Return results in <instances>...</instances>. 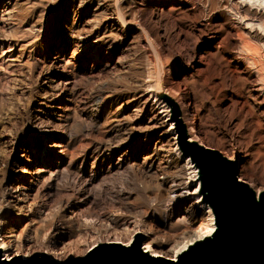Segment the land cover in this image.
Returning <instances> with one entry per match:
<instances>
[{
  "label": "rangeland",
  "instance_id": "obj_1",
  "mask_svg": "<svg viewBox=\"0 0 264 264\" xmlns=\"http://www.w3.org/2000/svg\"><path fill=\"white\" fill-rule=\"evenodd\" d=\"M236 8L264 19V0H0V240L20 249L3 264L113 260L143 228L137 258L169 264L206 216L171 193L196 184L155 95L264 190V30Z\"/></svg>",
  "mask_w": 264,
  "mask_h": 264
},
{
  "label": "water",
  "instance_id": "obj_2",
  "mask_svg": "<svg viewBox=\"0 0 264 264\" xmlns=\"http://www.w3.org/2000/svg\"><path fill=\"white\" fill-rule=\"evenodd\" d=\"M158 96L167 100L178 135L177 147L197 170L201 202L209 207L214 224L210 235L188 245L169 264H264V191L256 194L239 180L237 160L189 141L177 104L167 95ZM142 239L137 234L126 254L109 261L100 250L116 246L99 249L100 245L92 253L98 254L81 264H147L137 258Z\"/></svg>",
  "mask_w": 264,
  "mask_h": 264
},
{
  "label": "bare ground",
  "instance_id": "obj_3",
  "mask_svg": "<svg viewBox=\"0 0 264 264\" xmlns=\"http://www.w3.org/2000/svg\"><path fill=\"white\" fill-rule=\"evenodd\" d=\"M238 9H242L241 6H240V8L238 7ZM236 10H237V8H236ZM244 10H245L244 12H241L240 10H237L238 11L237 14H242L243 17H249V19H251V20L260 21V25L259 26H260L261 29L264 30V19L261 20V18L259 17L258 12L257 11L250 12V9H248V8H245ZM257 35H258V37L260 36V38H264L263 36L259 35L258 33H257ZM155 96H156V98L158 99V102H159V110H161V113L159 112V118H158L159 119V125L165 123V124L169 125V129H172V127H174V125H175V122H174V120L171 117L170 107H169V105L167 103V100H165L164 98L159 97L158 95H155ZM168 97H170V96H168ZM180 111H181V108H180ZM182 119H183V123L185 124V127L187 129L188 140L197 142V139H196L197 138V132L200 133L199 132L200 126H199L198 122H196V120L192 119L190 116H188V118H185V115L183 114V112H182ZM161 133H164V132H161ZM171 135H172V137H170V139L173 141V144L175 145V147H177L178 135L174 131V129H173ZM174 150L177 152V148H175ZM176 154L179 155L180 153L177 152ZM234 157L236 158V160H240V159L244 158V157L238 156L237 152H233L231 157L228 158V159L235 160ZM184 161L189 165L190 171L192 172V178H193L192 181L195 182V184H196L195 190L193 192H188L189 191L188 189H185L182 192H178V191L175 190V191H172L171 193H173V195H174V193H177L179 197H182V199H186L188 197H192L194 199L193 200V202H194L193 204L196 207H198L199 209H202L204 211V214L206 216V221L204 223L195 222V223L192 224V225L197 227V230L194 229L193 230L194 232H193L192 236L190 237V239H188L187 242H185L184 244H182V246H179V248H177V250H175L174 258L172 257L171 261H174L176 255H178L179 253L184 251L188 245H190L194 241L200 240L203 237L210 235L212 233L213 229H214L213 217H212L211 211H210L209 207L207 205H204L201 202V200H200V193L198 192V189H197L198 184H199V179L197 178V175H196V169L189 162L188 159L184 158ZM260 192L261 191H256V194H258ZM18 201H19V199H18ZM180 211H182V213H183L181 215V220H183L184 219V214L188 212V209L184 208V209H182ZM183 222H185V221H183ZM1 223L2 222L0 221V229H2V227H3V225ZM202 226H203V228H201ZM145 229L143 228V229H140V230H135L133 232V234H139L140 233L142 235L149 236V234H151V233H148ZM133 234H131V235H133ZM154 239H151V240L145 242L143 244L142 249L144 250V253L149 254L150 257H163L162 256L163 252L161 251V249H159V250L156 249V246H158V245L156 244ZM5 240H7V241L5 242ZM129 242H130V240H128L127 243L122 244V245H124L126 247V246L129 245ZM13 243H15L13 237L9 236V232L6 231L4 238H2L0 240V252H1V254H2V256H3L5 261L16 262L18 260L19 256H20V249L18 248L17 245H14ZM105 243L108 244L107 242H105ZM115 243L118 244V241H115V242L110 243V244H115ZM159 247H160V245H159ZM101 248H103V246L99 247V249H101ZM110 248H114V247H110ZM48 251L49 250H47V249H43L42 251L38 252L37 254H34V256H36V257L50 256L51 257V255L48 254L49 253ZM51 259H52V261H55V263H59V264H62V263L65 262V261L58 262L57 259H55L54 257L51 258Z\"/></svg>",
  "mask_w": 264,
  "mask_h": 264
}]
</instances>
